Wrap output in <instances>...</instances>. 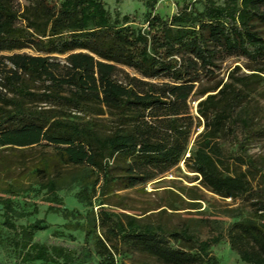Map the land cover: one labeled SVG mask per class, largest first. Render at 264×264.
<instances>
[{
    "label": "trees",
    "instance_id": "1",
    "mask_svg": "<svg viewBox=\"0 0 264 264\" xmlns=\"http://www.w3.org/2000/svg\"><path fill=\"white\" fill-rule=\"evenodd\" d=\"M147 5L143 25L134 27L131 15L114 17L103 0H0V204L24 263L74 264L79 255L34 241L43 220L14 219L37 212L36 203L19 209L13 197L36 185L60 203L58 190L75 183L79 200L92 206L86 236H97L100 247L118 241L158 264H219L210 249L219 237L106 207L118 191L184 161L206 189L241 200L230 246L245 263L264 264V170L246 153L251 134L239 138L228 125L240 93L217 74L231 56L264 60V0H205L201 10L185 1L170 17L153 13L154 0ZM226 129L239 141L234 170L218 143Z\"/></svg>",
    "mask_w": 264,
    "mask_h": 264
},
{
    "label": "rangeland",
    "instance_id": "2",
    "mask_svg": "<svg viewBox=\"0 0 264 264\" xmlns=\"http://www.w3.org/2000/svg\"><path fill=\"white\" fill-rule=\"evenodd\" d=\"M24 3L25 0H19ZM106 8L115 17L129 14L130 23L134 27L143 25L145 15L150 10L148 0H103ZM153 13L163 17H170L178 12L180 5L185 1L194 3L198 10L203 8L205 0H154ZM221 1V0H218ZM22 31H26L24 24H20ZM30 54H39L34 48L19 50ZM1 54V53H0ZM217 74L224 82H230L233 88L240 93V99L233 110V121L228 125H235L239 138L246 132L251 137L246 141V153L264 170V60L258 64L253 63L244 56H231L220 62ZM157 81H165L163 77ZM199 100H191L194 114H197ZM204 129L198 127L192 135L187 155L194 149L195 137ZM222 156L229 163L231 169L238 168L236 155L239 141L226 129L218 139ZM21 154L15 151L10 155L16 172L22 167L19 165ZM246 166H243L245 169ZM202 177L189 171L184 161L168 172L159 175L146 184L135 188L118 191L119 197L113 203L106 204L109 211H124L136 215L147 221L161 223L167 227L186 228L190 233L201 239L219 237L218 242L211 246V252L216 256L219 264H247L233 250L229 243V227L237 221V208L241 200L232 197L220 196L206 189L201 181ZM39 186L20 193L13 197L19 209L31 211L26 202L36 203L37 212L30 216L14 219L17 225H29L41 219L45 228L34 234V241L48 246L60 245L71 250L76 258L74 264H158L155 258L133 249L128 244L115 241L114 244L106 242V248L100 247L97 236L87 238L83 225L87 223L86 214L92 206L82 202L77 197L79 184H72L58 190L61 202L48 201L49 194L46 189ZM97 200L95 210H98ZM68 209L67 217L62 210ZM3 209L0 204V264H66L34 260L22 262L21 249L14 243V230L4 225ZM100 235V230L96 232ZM100 249L104 252L100 254Z\"/></svg>",
    "mask_w": 264,
    "mask_h": 264
}]
</instances>
